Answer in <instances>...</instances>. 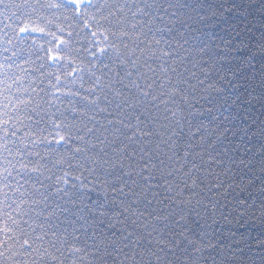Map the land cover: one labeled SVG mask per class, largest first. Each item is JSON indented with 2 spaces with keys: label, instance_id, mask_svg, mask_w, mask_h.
I'll return each instance as SVG.
<instances>
[{
  "label": "trees",
  "instance_id": "1",
  "mask_svg": "<svg viewBox=\"0 0 264 264\" xmlns=\"http://www.w3.org/2000/svg\"><path fill=\"white\" fill-rule=\"evenodd\" d=\"M5 4L21 7L0 5V64L39 91L34 136H18L43 165L10 183L55 264H264V0H91L79 14L66 0ZM25 20L43 31L19 33Z\"/></svg>",
  "mask_w": 264,
  "mask_h": 264
},
{
  "label": "snow or ice",
  "instance_id": "2",
  "mask_svg": "<svg viewBox=\"0 0 264 264\" xmlns=\"http://www.w3.org/2000/svg\"><path fill=\"white\" fill-rule=\"evenodd\" d=\"M84 3L85 0H66V5L74 7L78 14ZM0 5H3L5 10L10 7H15L17 9L21 7V5L16 4H5V0H0ZM4 14L5 13L0 12V15ZM5 18L9 20L18 19L16 13H13L12 16L6 15ZM86 26H88L87 22ZM28 31L42 32L43 29L35 27L30 28L29 22L25 20L20 23L18 32L22 34ZM96 35V32L92 33L93 37ZM120 35L126 36L127 34L122 32ZM105 40H107V36H105ZM61 43H63V41H56L57 46ZM156 43L158 44L159 41H156ZM58 50V47L56 50L51 48L48 50L49 54L47 58L53 64L61 60V57L58 55ZM97 53H99V57H103L107 53V48H98L96 52L91 53L93 58H98ZM13 55H15V53H13ZM134 55V49L128 52L129 57H133ZM164 55H168V53H164ZM128 62L129 61H125V63ZM138 62V58L130 60L132 67H136ZM12 68V64H8L7 67L0 64V73H2V75H0V258H4L0 259V264H5L6 260H11L12 264H55L58 257L54 255L53 252L49 251L48 248L43 246L45 243V237L33 236L24 230L22 224L27 222L22 221L24 213L21 211V205L26 203L24 199L25 193L20 191L23 185L17 184V187H12L10 183L13 177V172L17 171V169L19 170L17 174H19V172H26L40 175L42 174L41 169L43 167L39 160H37L36 163H32L30 160V157L38 156L39 153L25 150L27 148L25 139L34 136V133L28 130L29 126L33 123H38V121H33L32 116L28 115V113L37 112L35 100L36 97L39 96V91L36 87L31 86V84L25 86L23 69H21L20 74L17 75L15 72L11 71ZM77 71L76 68H73V73ZM149 71L153 70L149 69ZM68 75H72V73H69ZM126 75L131 77L132 72L129 71ZM99 79V77H96L97 82H99ZM55 80V84H52L51 80H49V87L54 90L49 95L59 99L60 95H62L60 87L62 82L61 76L56 75ZM72 82L75 83V80ZM201 83L203 82L201 81ZM133 84L145 97L150 96L149 91H145L135 82H133ZM152 86V84H148L147 88L151 89ZM161 86L163 87V84ZM94 90L95 85L90 87L88 92L91 94ZM40 91H42V89ZM178 92L179 87L177 85L169 91L168 95L171 99H174L175 94ZM63 94L73 98L80 95L79 92H72L70 89ZM116 95H119V93H116ZM160 95L163 96L165 93L161 92ZM82 99L87 101L88 104H96L98 102V97L89 99V96L86 95L83 96ZM151 99L156 101L158 97L152 96ZM183 99L186 101L187 97L185 96ZM163 102L167 103L168 101ZM100 110L103 111L104 109ZM71 111L76 112L77 109L72 107ZM209 111H211V109H209ZM173 115H175V113H173ZM25 121L28 122L27 125L25 124ZM109 123H111V121H109ZM54 127L59 129L61 124L54 123ZM21 131H24L25 139H21L18 136V133ZM92 131V129H88V132ZM10 137L16 138L20 147H16L14 150L13 146L9 144ZM42 139L48 140V137L45 136L42 137ZM79 139H83V137H79ZM54 140L56 144H67L69 142L66 136L59 132L56 133ZM39 142H41L39 139L31 141L33 146ZM81 151L82 149L79 147L74 149V152L76 153ZM241 163H243V161H241ZM193 167H195V165ZM261 170L264 171V168ZM67 175L68 173L66 172L64 176L66 177ZM61 179L63 178L57 177V182L59 183ZM77 179H79V177H77ZM64 183H67L66 179L64 180ZM193 183H195V181ZM10 193H19V202H17L16 199H13V196L10 195ZM258 244L264 247V240L258 241ZM76 251H79V249H76Z\"/></svg>",
  "mask_w": 264,
  "mask_h": 264
},
{
  "label": "rangeland",
  "instance_id": "3",
  "mask_svg": "<svg viewBox=\"0 0 264 264\" xmlns=\"http://www.w3.org/2000/svg\"><path fill=\"white\" fill-rule=\"evenodd\" d=\"M91 0H85L84 4H88Z\"/></svg>",
  "mask_w": 264,
  "mask_h": 264
}]
</instances>
